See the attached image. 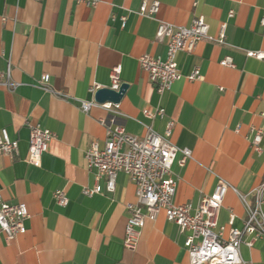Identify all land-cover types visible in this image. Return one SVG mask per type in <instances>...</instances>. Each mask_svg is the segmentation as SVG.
<instances>
[{
    "label": "crops",
    "instance_id": "1",
    "mask_svg": "<svg viewBox=\"0 0 264 264\" xmlns=\"http://www.w3.org/2000/svg\"><path fill=\"white\" fill-rule=\"evenodd\" d=\"M142 1L0 0V80L11 83H0V129L18 141L17 154H0V193L10 203L25 202L29 212L25 232L9 242L0 232V264H188L185 233L163 212L144 221L134 250L123 246L127 204L135 201L129 175L118 172L112 192H82L96 183L84 151L94 141L104 147L98 119L108 112L92 106L84 113L78 100L94 99L90 87H109L115 65L127 83L117 117L125 131L142 135L150 124L163 135L172 120L169 140L191 150L183 164L178 152L171 165L175 203L196 205L219 177L241 193L264 181V59L246 55L264 53V0H146L159 3L150 16L138 13ZM197 15L213 36L226 22L224 43L202 39L192 52H179L181 77L158 94L138 57H165V40L155 39L158 20L188 25ZM227 56L231 67L220 64ZM194 67L202 78L188 80ZM44 75L50 90L41 83ZM155 107L164 109L162 117L143 115ZM31 123L53 133L40 166L26 160ZM253 128L263 131L260 152L250 143ZM97 182L103 187L104 178ZM57 189L66 205L56 203ZM228 208L241 227L244 208L232 189L219 222ZM240 255L237 264H264V239L241 244Z\"/></svg>",
    "mask_w": 264,
    "mask_h": 264
},
{
    "label": "built area",
    "instance_id": "2",
    "mask_svg": "<svg viewBox=\"0 0 264 264\" xmlns=\"http://www.w3.org/2000/svg\"><path fill=\"white\" fill-rule=\"evenodd\" d=\"M89 5H96L100 0H79ZM195 4V2H194ZM158 1L149 4L143 0L138 13L153 15L158 11ZM229 11L228 16H232ZM124 19V16H122ZM264 24V13L260 19ZM226 22H221L218 34L213 36L208 32V24L204 17H192L188 25L158 20L155 39L165 40L166 53L164 58L144 53L138 57L140 68L144 70L148 79L153 83L158 94L170 89L172 83L181 77L176 56L179 52H192L197 43L207 39L216 43H224V29ZM247 56L264 59L261 51H246ZM220 64L233 66L230 56L223 58ZM121 67H111L109 73V88L117 90L121 84ZM3 75H1L2 77ZM188 80L202 78L198 67H194L185 76ZM46 75L41 79L45 89ZM5 86L11 85L7 77L0 80ZM98 86L90 87L94 93ZM79 108L87 113L92 106H99L108 112L106 117L98 119L104 127V147L99 148L92 142L84 151V159L88 168L95 170L96 183L92 187H84L85 195H92L102 191L112 192L115 188L116 175L124 172L135 184V201L127 204L128 215L124 226L123 246L134 250L139 241L144 221L155 220L159 212H163L167 220L178 226L181 233H185L184 248L188 254V264H237L242 262L240 255L241 244L251 246L256 239H264V181L252 188L248 193H241L226 179L219 177L213 191L203 194L196 205L191 203H175L173 200L176 181L172 177L171 165L178 152L182 153L179 160L183 164L192 157L191 150L178 147L169 140L173 121L166 124L164 134L157 133L150 124L145 125L142 135L127 133L121 123L117 121L120 115L119 102H97L78 100ZM143 115L148 119L162 117V107L144 108ZM251 145L256 152L262 149L259 145L263 131L253 128ZM53 133L39 124H29L27 162L40 166L41 156L47 149L48 141ZM18 152V141L11 139L5 128L0 129V154L13 156ZM104 178L103 187L97 182ZM232 189L240 198L244 208L242 226H234L235 214L228 208V218L224 223L219 222V211L223 206L224 197ZM54 199L59 205H66L67 197L64 191L57 189L53 192ZM248 196L251 197L249 200ZM29 216L27 205L20 201L10 203L0 193V232L4 233L6 241H11L18 233L25 232L24 221ZM247 237H249L247 239Z\"/></svg>",
    "mask_w": 264,
    "mask_h": 264
},
{
    "label": "water",
    "instance_id": "3",
    "mask_svg": "<svg viewBox=\"0 0 264 264\" xmlns=\"http://www.w3.org/2000/svg\"><path fill=\"white\" fill-rule=\"evenodd\" d=\"M127 88V83H121L117 90H113L109 87H100L94 92V100L97 102H119L123 93Z\"/></svg>",
    "mask_w": 264,
    "mask_h": 264
}]
</instances>
